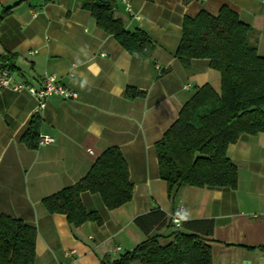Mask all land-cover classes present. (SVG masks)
<instances>
[{
	"label": "crops",
	"instance_id": "0c3cea01",
	"mask_svg": "<svg viewBox=\"0 0 264 264\" xmlns=\"http://www.w3.org/2000/svg\"><path fill=\"white\" fill-rule=\"evenodd\" d=\"M129 2L132 13L116 0L114 14L126 30L142 29L155 42L148 57L130 55L78 0H0V12L15 5L0 21V55L14 56L0 58V67L12 63L13 80L34 87L52 74L76 94L50 96L36 111L37 100L26 91L0 90V214L36 229L33 264L115 260L145 240L133 219L154 208L167 217L180 210L183 221L212 219L210 264H264V132L228 145L226 155L237 168L234 189L182 186L174 199L159 177L154 149L197 88L208 84L220 92V74L207 59L183 66L175 57L182 19L202 9L216 16L225 4L258 32L264 56V0ZM129 87L145 95L128 99ZM33 114L41 119L39 135L53 141L29 149L20 137ZM112 146L127 163L131 200L109 210L97 193L82 192L84 208L99 214V225L75 227L64 215L49 213L41 199L75 183Z\"/></svg>",
	"mask_w": 264,
	"mask_h": 264
},
{
	"label": "trees",
	"instance_id": "16d2710c",
	"mask_svg": "<svg viewBox=\"0 0 264 264\" xmlns=\"http://www.w3.org/2000/svg\"><path fill=\"white\" fill-rule=\"evenodd\" d=\"M78 1L90 12L97 27L130 55L148 57L155 50V42L144 30L124 28L114 14L116 0ZM14 6L3 7L0 21ZM257 40L258 32L225 4L216 16L202 9L194 17L182 19L175 57L183 66L193 59H207L220 74V92L208 84L197 88L154 144L158 174L167 184L169 198L174 199L182 186L236 187L237 168L226 155L228 145L243 134L264 132V56L258 52ZM13 56L0 58L4 62ZM12 67V63L7 65L9 70ZM124 95L133 99L143 97L145 91L129 87ZM40 123L38 114H33L20 137L29 149L38 145ZM82 192L97 193L109 210L131 200L133 184L118 147L102 151L79 180L44 196L41 202L49 213L64 215L75 227L87 221L101 224L97 212L84 208ZM133 222L146 235L145 240L117 259L100 264H210L212 219L182 220L179 228H173L167 214L154 208L135 216ZM35 237L33 226L0 214V264H33Z\"/></svg>",
	"mask_w": 264,
	"mask_h": 264
},
{
	"label": "built area",
	"instance_id": "2783aa9c",
	"mask_svg": "<svg viewBox=\"0 0 264 264\" xmlns=\"http://www.w3.org/2000/svg\"><path fill=\"white\" fill-rule=\"evenodd\" d=\"M122 2L125 5V10L132 13L129 0H122ZM183 87L187 89L190 85L186 83ZM3 88L16 92L26 91L37 100L36 111L45 107V101L50 96L55 95L63 99H72L76 96L73 91L61 84L52 74L44 75L41 79V85L39 87H34L26 82L13 80L8 68L0 67V90ZM38 138V143L40 144L53 141V138L47 135H39ZM169 220L173 228H179L182 222L180 210L172 213L169 216Z\"/></svg>",
	"mask_w": 264,
	"mask_h": 264
},
{
	"label": "water",
	"instance_id": "95a60500",
	"mask_svg": "<svg viewBox=\"0 0 264 264\" xmlns=\"http://www.w3.org/2000/svg\"><path fill=\"white\" fill-rule=\"evenodd\" d=\"M98 1H100V2H102V3L106 2V0H98Z\"/></svg>",
	"mask_w": 264,
	"mask_h": 264
}]
</instances>
